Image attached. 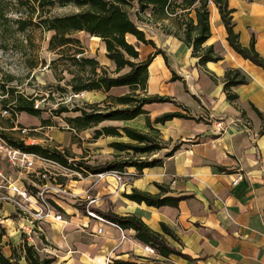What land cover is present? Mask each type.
<instances>
[{
    "label": "crops",
    "instance_id": "obj_1",
    "mask_svg": "<svg viewBox=\"0 0 264 264\" xmlns=\"http://www.w3.org/2000/svg\"><path fill=\"white\" fill-rule=\"evenodd\" d=\"M228 5L234 10L233 21L240 43L248 46L253 37L255 50L264 59V0H228ZM208 9L210 37L203 47H213L221 60L199 65L198 59L191 56V49L166 32L175 30V17L139 24L146 39L155 44V48L143 45L133 36H127V41L137 47L139 59L145 60L157 49L166 54L170 65V69L166 67L161 55L154 57L148 67L146 93L168 97L171 102L143 107L151 127L147 126L145 116L140 115L130 121H104L91 129L130 127L157 135L164 143V149L145 157L148 161L159 160L160 166L143 169L140 174L135 168L127 167L120 174H127L129 179L118 182L108 177L101 181L93 188L92 195L98 200L91 208L103 218L108 213L136 216L157 233H162L164 224L178 238L175 241L165 236V240L191 259L177 255L161 257L139 243L132 230H123L125 240L120 242V232L115 227L88 218L83 207L73 200L53 195L64 222L43 224L41 238L28 242L40 256L53 259L51 264H113L114 261L140 264L146 260L157 264H264V71L229 47L216 7L209 3ZM189 16L194 18V12ZM87 37L89 40L81 44L83 56L99 61L88 51L90 44L99 43L105 57L103 43L98 38ZM99 65L114 70L106 57ZM228 69H238L250 79L247 84L230 88L237 96L232 102L227 101L223 92V77ZM171 70L181 81L170 82ZM82 94L87 103H100L105 98L100 91ZM175 112L187 118H174L164 124L153 122L163 114ZM218 122L220 128H216ZM116 141L130 142L127 138L114 137L89 141L91 154L85 158L87 164L97 165L92 150L104 144L109 147ZM174 146L178 149L167 156ZM109 149V153L117 155ZM237 176L242 179L234 185ZM94 181L93 177L84 176L83 180L66 184L75 195H80ZM157 186L165 190L162 198L183 199L177 205L156 208L125 198L134 189L157 195L160 192ZM6 211L11 213L9 208ZM4 217L0 223L7 229L11 245L18 247L21 233L14 231L10 227L11 223L14 226L12 220ZM98 229L102 230L99 234ZM20 264L26 263L22 259Z\"/></svg>",
    "mask_w": 264,
    "mask_h": 264
},
{
    "label": "trees",
    "instance_id": "obj_2",
    "mask_svg": "<svg viewBox=\"0 0 264 264\" xmlns=\"http://www.w3.org/2000/svg\"><path fill=\"white\" fill-rule=\"evenodd\" d=\"M4 0H0V19L3 17ZM20 5H25L29 10L39 11L38 26L46 31L52 32L48 40V50L58 55V60L68 63L70 67H76V71H69L71 79L67 87L74 95L84 92L100 91L105 98L100 103H85L82 107L75 106L70 109L66 106H59L55 116L66 113H76L77 116L68 119L70 129L76 133L91 130L98 127L104 121H130L140 115L145 116L148 127L151 122L147 112L143 109L145 105L171 102L170 98L147 95L148 67L156 55L163 57L164 63L170 69L166 54L157 50L145 60L139 59L137 47L130 44L126 37L133 36L138 43L150 45L155 48L152 40H147L145 33L139 28V24L155 23L175 17V30L166 31L173 34L185 46L191 49V56L198 59L199 65L203 66L208 62L221 60L216 55L213 47H203V44L210 37L209 28V3H213L220 16L226 32V41L229 47L244 60L250 61L264 71V59L259 56L254 46L252 37L248 46H243L239 41V34L235 31L233 12L228 5V0H11ZM72 5L77 12L63 16H49V11L58 6L59 8ZM194 12V18L189 15ZM149 13V15H147ZM26 22H21L20 30L25 29ZM78 33H84L89 37L98 38L105 48V57L113 64L114 70L99 65L93 58L84 57L83 48H79L80 41L75 37ZM80 54L79 59L69 52ZM67 71V69H65ZM89 70L88 73H85ZM170 82L181 81L174 71L171 70ZM249 78L238 69L226 70L223 77V92L226 99L232 102L237 96L230 91L231 87L247 84ZM9 94L3 109L8 105L11 108L12 118L15 114H27L33 117H40L43 110L34 108L37 100L33 96L16 94L13 89L5 90ZM256 113L257 110L252 108ZM174 118H187L184 114L166 113L154 119L156 124H164ZM49 120H42L41 126H49ZM14 126L10 123L9 129ZM151 130H153L151 128ZM2 135L14 147L23 148L26 152L39 154L51 158L55 162L68 166L72 158L69 152L47 146L31 145L24 146V143L12 134L2 132ZM100 137L127 138L130 142H112L109 147L117 153L115 158L107 163L98 166H88L83 163L74 164L77 168H84L89 173L98 171H122L127 167H133L140 174L143 169L160 166L159 160L148 161V157L165 148L164 143L157 135L141 132L130 127H102L93 131L92 140ZM178 149L174 146L167 156L173 155ZM118 157V158H117ZM144 157V158H143ZM143 158V159H141ZM159 194L151 195L136 189L125 195L130 201L138 204H145L150 207H162L165 205H177L183 197L169 198L162 195L165 190L161 186ZM83 209V208H81ZM107 221L117 225L122 230H132L135 239L155 251L161 257L177 255L184 259H191L189 256L171 247L165 240V236L178 241L176 235L164 224L161 225L162 233L152 231L138 217L119 216L113 213L105 214ZM6 235L5 228L0 224V264H20L24 260L26 264H51L53 259L42 257L37 249L30 245L23 235L22 242L18 248L23 253L16 258V248L10 245L11 254L6 256L2 251V240ZM113 264H136L132 262L114 261ZM140 264H157L154 260H146Z\"/></svg>",
    "mask_w": 264,
    "mask_h": 264
},
{
    "label": "rangeland",
    "instance_id": "obj_3",
    "mask_svg": "<svg viewBox=\"0 0 264 264\" xmlns=\"http://www.w3.org/2000/svg\"><path fill=\"white\" fill-rule=\"evenodd\" d=\"M3 2V17L0 19V129L2 132L19 137V128H26L30 130V136L41 140L42 145L69 152L72 157L69 161L71 167L78 163L91 166L87 164L85 158L91 154L89 144L93 142V131L76 133L70 129L68 119L77 116L76 113L59 116L54 114L59 106L72 109L75 106L82 107L87 103L85 101L87 99L82 93L74 95L67 87V83L71 79L68 72H75L77 68L61 62L58 60V55L48 50V40L52 32L38 26V10L32 13L27 6L20 5L15 1L4 0ZM74 12H77V9L72 5L62 8L55 6L48 15L63 16ZM21 22L29 24L24 31L19 29ZM75 37L82 39L79 48H84L81 44L82 42L86 43L85 39L89 40L83 33L76 34ZM98 45L99 43L90 44L88 51L99 59V63L104 61L105 57ZM71 54L77 55L76 52L70 51L67 56H71ZM88 72L89 70H86L85 73ZM2 86L5 90L13 89L16 94L35 97L39 104L38 109L43 110L41 116L33 117L21 113L12 118L10 112L2 116L1 110L5 105L3 102L9 97V94L3 93ZM42 120H49L50 125L41 126ZM10 123L14 126L12 129H9ZM51 135H53V139H51ZM45 136L50 139L48 143ZM109 150L107 144L92 150V154L96 155L94 163L97 165L94 166L110 162L115 158L112 153H109ZM4 215L8 216V212L6 208H1L0 221L5 219ZM13 223L14 226L11 223L10 227L14 231H18V225L15 221ZM0 224L3 226L2 223ZM5 230L2 251L9 256L11 241L7 229ZM15 248L16 258H20L23 253L18 247Z\"/></svg>",
    "mask_w": 264,
    "mask_h": 264
},
{
    "label": "built area",
    "instance_id": "obj_4",
    "mask_svg": "<svg viewBox=\"0 0 264 264\" xmlns=\"http://www.w3.org/2000/svg\"><path fill=\"white\" fill-rule=\"evenodd\" d=\"M80 57V54L76 55L77 59ZM9 106L1 110L2 116L11 113ZM38 107L39 104L35 101L34 108L38 109ZM220 127L221 123L218 122L216 128ZM29 131L26 128H19L18 138L24 146H46L41 144V140L30 136ZM45 137L48 143L50 139L48 136ZM84 176H91L95 181L85 188L82 194L75 195L67 187L66 182L83 180ZM108 177L118 182L122 181V178L129 179L127 174L122 175L119 171L89 173L84 168L63 166L51 158L26 152L23 148L12 146L0 129V209H10L11 213H8L7 218L16 222L18 231L27 242L41 238L43 224L64 222L53 195L73 200L83 207V212L88 218L101 225L109 224L115 227L120 232V242L125 240L121 228L99 216L91 208L98 200L92 195L93 188ZM241 179V176H237L233 184H237ZM101 231L98 229L97 233Z\"/></svg>",
    "mask_w": 264,
    "mask_h": 264
}]
</instances>
